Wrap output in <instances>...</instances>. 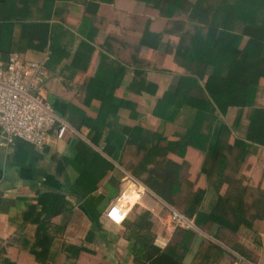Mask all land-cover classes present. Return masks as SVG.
Instances as JSON below:
<instances>
[{"label":"crops","instance_id":"0c3cea01","mask_svg":"<svg viewBox=\"0 0 264 264\" xmlns=\"http://www.w3.org/2000/svg\"><path fill=\"white\" fill-rule=\"evenodd\" d=\"M168 26L166 18L141 0H0V57L16 51L27 60L43 61L40 91L68 124L62 137H57V123L39 147L23 140L7 143L0 129V264H136L133 243L125 232L126 221H133L140 210L149 211L154 245L162 248L174 237L177 226L170 218L172 206L146 185L139 197L132 198L134 205L125 220L115 222L105 215L132 175L121 162L126 161L125 150L133 147L126 145L123 126L139 124L172 137L183 133L192 120L193 109L188 106L174 121L162 122L152 113L157 97L172 90L185 72L170 51L177 36L164 32ZM147 28L159 33L158 41L141 43ZM81 40L93 44L95 50L86 68L74 71L68 64ZM247 40L248 36L242 37L239 51ZM99 52L123 65L118 88L121 96L134 102L135 111L120 107L107 118L97 145L90 139L82 114L94 117L100 106V99L85 96ZM260 54L264 57V45ZM143 80L154 83L155 91L142 88ZM191 93L203 94L199 89ZM254 106L264 108V75L258 81ZM247 112V107H228L223 119L231 128L230 141L244 137ZM105 134L112 137L111 155L102 150ZM96 152L113 164L97 181L86 171L80 173V163L74 161L78 154L91 160ZM184 158L189 177L194 178L202 153L188 146ZM239 172L252 188L264 190V144L244 157ZM196 182L204 186V177ZM61 196L65 203L59 211ZM206 198L204 210L208 211L216 198L210 186ZM255 211H248V224L240 225L228 244L213 236L218 229L215 224L199 227L193 221L194 226L182 227L194 230L183 262L198 264L212 240L228 253L212 255L209 264H264V215L251 217ZM234 244L243 254L231 247Z\"/></svg>","mask_w":264,"mask_h":264},{"label":"trees","instance_id":"16d2710c","mask_svg":"<svg viewBox=\"0 0 264 264\" xmlns=\"http://www.w3.org/2000/svg\"><path fill=\"white\" fill-rule=\"evenodd\" d=\"M141 1L154 8L157 16L166 18L169 26L164 32L177 36L170 51L174 61L185 69L177 85L157 97L152 113L162 122L174 121L181 109L188 106L193 109V116L185 131L172 137L139 124L124 125L126 145H133L125 151H132L136 158L121 162L168 204L192 218L197 226L206 222L217 225L213 236L228 244L240 225L248 224L249 206L256 210L251 217L264 215V190L259 186L252 188L239 172V163L244 157L264 144V108L254 106L258 81L264 75V57L260 54L264 45V0ZM157 36L158 32L145 29L141 43L158 41ZM243 36H248V40L239 51L237 47ZM94 50L93 44L81 40L68 66L74 71L85 69ZM98 57L96 69L87 79L85 96L97 97L100 106L94 117L82 114L90 139L97 145L107 118L115 116L120 107L135 111L134 102L121 96L118 88L123 65L117 60H108L100 52ZM140 86L150 92L156 89L154 83L144 80ZM193 89L203 94L193 95ZM229 106L248 108L245 135L232 141L229 140L231 128L223 119ZM238 122L239 118L235 120ZM103 138L102 150L111 155L112 137L105 134ZM188 146L202 153V163L194 168V178L189 177L188 162L184 158ZM74 161L80 163V173L86 171L95 181L113 166L99 152L91 160L78 154ZM201 175L204 186L196 182ZM207 186L216 193L208 211L201 207ZM251 193L253 198L248 203ZM59 200L60 211L65 199L61 196ZM51 201L53 204L55 200ZM135 214L133 221H126L125 237L133 243L136 264H186L183 257L193 229L177 226L174 237L161 248L153 244L149 211L140 210ZM231 247L243 254L236 244ZM225 253H228L226 248L210 240L198 264H209L212 255Z\"/></svg>","mask_w":264,"mask_h":264},{"label":"built area","instance_id":"2783aa9c","mask_svg":"<svg viewBox=\"0 0 264 264\" xmlns=\"http://www.w3.org/2000/svg\"><path fill=\"white\" fill-rule=\"evenodd\" d=\"M44 77L43 61L27 60L16 51L0 57V129L5 142L23 140L42 146L57 123L56 136L62 137L68 124L42 95L40 86ZM127 181L126 187L105 209V215L115 222L124 219L133 204L132 198L139 197L146 188L135 176L130 175ZM170 218L175 226H194L191 218L174 207H171Z\"/></svg>","mask_w":264,"mask_h":264},{"label":"rangeland","instance_id":"374dc122","mask_svg":"<svg viewBox=\"0 0 264 264\" xmlns=\"http://www.w3.org/2000/svg\"><path fill=\"white\" fill-rule=\"evenodd\" d=\"M177 15L179 14V13H176ZM157 25H155V26H159V23H156ZM148 29V28H147ZM149 31H151L150 29H149ZM151 32H153V31H151ZM135 158H136V156H135V154L132 152V151H129V152H126V154H125V160L127 161V162H129V161H133V160H135ZM189 173V172H188ZM184 174H186V170L184 171V173H183V175ZM185 176V175H184ZM185 189V188H184ZM177 196H179V195H177ZM252 198H253V194L251 193V194H249L248 195V199H247V202L248 203H250L251 201H252ZM204 200V199H203ZM206 202H208V200H207V198L204 200V201H202V209H204V206H205V204H206ZM250 208L252 209V207H250L249 206V208L247 209V211L248 210H250Z\"/></svg>","mask_w":264,"mask_h":264}]
</instances>
